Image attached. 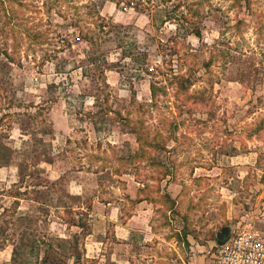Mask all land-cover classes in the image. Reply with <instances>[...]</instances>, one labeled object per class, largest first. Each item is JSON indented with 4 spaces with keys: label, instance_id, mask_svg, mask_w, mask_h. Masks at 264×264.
Instances as JSON below:
<instances>
[{
    "label": "rangeland",
    "instance_id": "rangeland-1",
    "mask_svg": "<svg viewBox=\"0 0 264 264\" xmlns=\"http://www.w3.org/2000/svg\"><path fill=\"white\" fill-rule=\"evenodd\" d=\"M125 179L163 205L158 228L190 264H213L220 233L264 232V0H0L10 264H43L44 241L51 264H83L75 212L89 192L129 196Z\"/></svg>",
    "mask_w": 264,
    "mask_h": 264
},
{
    "label": "crops",
    "instance_id": "crops-1",
    "mask_svg": "<svg viewBox=\"0 0 264 264\" xmlns=\"http://www.w3.org/2000/svg\"><path fill=\"white\" fill-rule=\"evenodd\" d=\"M76 182L72 183L70 192L84 198L89 190L87 181L78 178ZM133 183L135 189L132 186L134 191H130V186L126 189L125 179L123 192L129 191V196L119 197L118 201L101 198V190H98L99 193L94 195L89 192L87 208L79 206L78 211L87 212L90 222L82 243V263L91 260L99 264H190L184 243L177 245L174 239L168 238L167 226L163 228L165 233L158 228L157 220L163 205L146 192L145 183L136 180ZM101 184L95 179L93 189L100 188ZM71 229L68 225L67 230ZM7 242L0 248V264H10L13 258L15 245Z\"/></svg>",
    "mask_w": 264,
    "mask_h": 264
},
{
    "label": "built area",
    "instance_id": "built-area-1",
    "mask_svg": "<svg viewBox=\"0 0 264 264\" xmlns=\"http://www.w3.org/2000/svg\"><path fill=\"white\" fill-rule=\"evenodd\" d=\"M213 264H264V232L246 228L216 246Z\"/></svg>",
    "mask_w": 264,
    "mask_h": 264
},
{
    "label": "trees",
    "instance_id": "trees-1",
    "mask_svg": "<svg viewBox=\"0 0 264 264\" xmlns=\"http://www.w3.org/2000/svg\"><path fill=\"white\" fill-rule=\"evenodd\" d=\"M197 35H200V33L198 32L197 33ZM79 38H80V36H79ZM84 39H86V40H88V39H90V37L89 36H87V35H85L84 36ZM5 54L7 55V58H9V59H11L10 61L11 62H14L12 59H14L13 58V56H12V54H10L7 50H6V52H5ZM151 89H152V91H153V93H155V91H154V89H155V84H154V82H153V80H152V83H151ZM2 120V119H1ZM11 149V148H10ZM13 151V150H12ZM37 172H39V170H37ZM170 198V197H169ZM175 201L173 200V202L172 203H174ZM18 203V202H17ZM65 210H66V212L67 213H73L71 210H74L73 208H71V207H65ZM5 211H7V210H5ZM74 211H76V210H74ZM83 213L84 212H79L78 210H77V212H75V214L76 215H82V216H84L83 215ZM86 214V213H85ZM88 217V214H86V218ZM69 226H76V227H78L79 229H82L83 230V228L84 229H87L86 228V226H85V224H84V222H82V219L81 218H79L78 219V222H75V220L73 219V218H70L69 220H67V222H66ZM231 234V233H230ZM230 234H229V236H230ZM79 235H80V232H74L73 234H72V240H69V243H70V245L72 246V241H74V246L76 247V246H78V244H79ZM228 236V237H229ZM227 237V238H228ZM220 237L218 236V239H219ZM218 239H217V245H218ZM44 243H45V245H46V247L47 248H49L50 249V251H52L53 252V248H52V244H47L45 241H44ZM216 245V246H217ZM49 250H46L45 251V253H44V256H43V258L41 259V262L43 263V264H48V263H50L51 264V261L49 260V252H50ZM13 261H16V259H15V254H16V249L14 250V252H13ZM77 255H75V257H76V261L75 262H80V260H81V257L80 256H78L79 254L78 253H76ZM39 256V255H38Z\"/></svg>",
    "mask_w": 264,
    "mask_h": 264
},
{
    "label": "water",
    "instance_id": "water-1",
    "mask_svg": "<svg viewBox=\"0 0 264 264\" xmlns=\"http://www.w3.org/2000/svg\"><path fill=\"white\" fill-rule=\"evenodd\" d=\"M218 236L220 237L218 239V244H222L229 236V233L225 236V233L223 232V233L218 234Z\"/></svg>",
    "mask_w": 264,
    "mask_h": 264
}]
</instances>
